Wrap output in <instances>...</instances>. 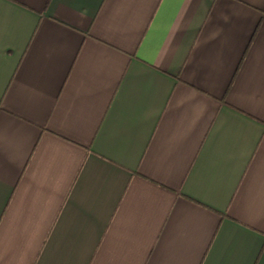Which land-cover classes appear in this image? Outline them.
Listing matches in <instances>:
<instances>
[{"label": "crops", "instance_id": "0c3cea01", "mask_svg": "<svg viewBox=\"0 0 264 264\" xmlns=\"http://www.w3.org/2000/svg\"><path fill=\"white\" fill-rule=\"evenodd\" d=\"M0 264H264V0H0Z\"/></svg>", "mask_w": 264, "mask_h": 264}]
</instances>
